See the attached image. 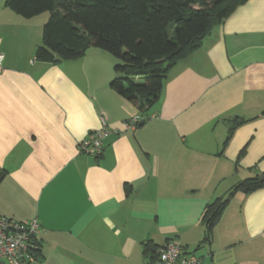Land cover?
Masks as SVG:
<instances>
[{
	"label": "crops",
	"instance_id": "1",
	"mask_svg": "<svg viewBox=\"0 0 264 264\" xmlns=\"http://www.w3.org/2000/svg\"><path fill=\"white\" fill-rule=\"evenodd\" d=\"M4 1L0 217L37 221L27 264H149L147 240H174L201 264H264V186L235 191L202 241L206 204L264 173V0L237 5L179 59L133 128L140 113L109 87L113 56L36 58L42 13ZM101 117L111 130L101 153L79 151Z\"/></svg>",
	"mask_w": 264,
	"mask_h": 264
},
{
	"label": "trees",
	"instance_id": "2",
	"mask_svg": "<svg viewBox=\"0 0 264 264\" xmlns=\"http://www.w3.org/2000/svg\"><path fill=\"white\" fill-rule=\"evenodd\" d=\"M244 1L5 0L4 5L25 18L49 13L42 25L41 44L35 49L38 59H73L88 47L102 49L113 56L117 61L109 87L131 102L143 121L158 101L171 67L199 47L212 27ZM240 122L236 120L230 126L226 141ZM262 176L264 173L243 179L226 197L206 204L202 241L210 240L212 228L229 197L238 190L247 193L264 186ZM160 247L151 240L143 244L149 264L157 259Z\"/></svg>",
	"mask_w": 264,
	"mask_h": 264
},
{
	"label": "built area",
	"instance_id": "3",
	"mask_svg": "<svg viewBox=\"0 0 264 264\" xmlns=\"http://www.w3.org/2000/svg\"><path fill=\"white\" fill-rule=\"evenodd\" d=\"M3 54L0 52V67ZM139 122L133 116L124 125L133 128ZM101 127L89 132L78 142V150L92 156L101 153L104 139L111 130L106 127V121L100 118ZM40 231L35 219L19 221L12 218L0 217V264H27L36 257V233ZM151 264H201L200 259L193 253L181 251L174 240L165 242L158 250L157 259Z\"/></svg>",
	"mask_w": 264,
	"mask_h": 264
},
{
	"label": "rangeland",
	"instance_id": "4",
	"mask_svg": "<svg viewBox=\"0 0 264 264\" xmlns=\"http://www.w3.org/2000/svg\"><path fill=\"white\" fill-rule=\"evenodd\" d=\"M48 15H49V13L47 11L42 12V14L37 17V19H39V20L44 19V21H46Z\"/></svg>",
	"mask_w": 264,
	"mask_h": 264
},
{
	"label": "water",
	"instance_id": "5",
	"mask_svg": "<svg viewBox=\"0 0 264 264\" xmlns=\"http://www.w3.org/2000/svg\"><path fill=\"white\" fill-rule=\"evenodd\" d=\"M138 124H142V121H139ZM264 177V176H263Z\"/></svg>",
	"mask_w": 264,
	"mask_h": 264
},
{
	"label": "clouds",
	"instance_id": "6",
	"mask_svg": "<svg viewBox=\"0 0 264 264\" xmlns=\"http://www.w3.org/2000/svg\"><path fill=\"white\" fill-rule=\"evenodd\" d=\"M140 121V120H139Z\"/></svg>",
	"mask_w": 264,
	"mask_h": 264
}]
</instances>
